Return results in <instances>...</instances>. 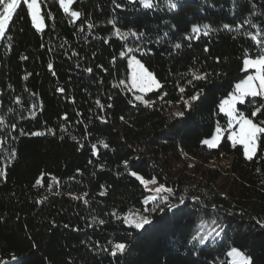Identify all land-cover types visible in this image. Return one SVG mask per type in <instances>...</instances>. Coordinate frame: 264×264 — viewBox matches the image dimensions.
Here are the masks:
<instances>
[{"label": "trees", "instance_id": "trees-1", "mask_svg": "<svg viewBox=\"0 0 264 264\" xmlns=\"http://www.w3.org/2000/svg\"><path fill=\"white\" fill-rule=\"evenodd\" d=\"M116 3L122 7L74 0L71 10L82 15L73 22L58 0H42L43 31L23 6L0 40V264H228L231 247L264 264V229L255 222L264 220V150L247 160L227 131L216 148L201 143L217 126L227 129L218 104L248 74L245 53L264 48L247 35L264 40V0H178L176 9L168 0H153L152 9ZM128 49L164 85L144 97L151 107L119 86L129 77L120 55ZM193 73L210 75L197 81ZM201 88V100L185 109L181 96ZM132 171L172 188L170 203L183 197L177 214L155 213L147 230L126 225L129 214L147 215L154 205L145 198L157 195ZM213 220L226 225L220 238L189 243L218 231ZM116 243L128 247L113 257Z\"/></svg>", "mask_w": 264, "mask_h": 264}, {"label": "snow or ice", "instance_id": "snow-or-ice-1", "mask_svg": "<svg viewBox=\"0 0 264 264\" xmlns=\"http://www.w3.org/2000/svg\"><path fill=\"white\" fill-rule=\"evenodd\" d=\"M60 7L63 11L71 16L73 22L79 19L82 15L80 11L71 10V6L74 4V0H58ZM129 4L137 3V0H127ZM139 4L144 9H152L155 7L153 0H138ZM41 3L42 0H0V38H3L6 34V30L9 28V22L13 20L14 16L17 15L18 9L26 6L28 14L31 16L33 25L39 31H43L45 26V16L41 14ZM116 8H121L120 3H116V0H113ZM168 7L171 9H176L178 7V0H168ZM50 15V14H49ZM109 23H113L109 21ZM89 28L93 25L89 24ZM205 29L204 34H208V25L203 26ZM225 29H229L230 25L224 24ZM117 34H120V29H116ZM192 32L199 33L200 28L193 26ZM132 36H137V33L132 31L130 32ZM125 36L127 34H124ZM144 33H139V36H143ZM167 35V33H165ZM247 35L251 38L252 41L256 42L258 45H264V40L260 39L261 33L257 32L255 34L248 32ZM191 39L192 37H186ZM175 48H180L179 43L174 45ZM138 50V49H137ZM208 49H205L207 51ZM132 49H128V52H121V56L128 57V68L130 69V75L127 80H120L119 86H123L125 90L133 93V98L135 101L143 104L146 107H151L154 103L153 101L147 100L144 97L154 90L163 89L164 85L156 75L148 70L147 67L141 62L140 59H137L135 55H131ZM27 59V57H24ZM49 69H52L53 65H48ZM89 73L93 71L92 68L86 69ZM241 71L248 73L237 83H235L233 90L228 93L226 98L221 99L218 104L219 111L225 113L228 117L227 129H221L219 126L216 128V135L212 136L210 139H204L201 141L203 145H206L208 148H216L221 139L222 131H227V139L232 142V145H242L243 146V155L249 160L253 161L254 158H258V151L264 150V119H259V117L264 116V48H261L258 55L255 57H249L245 53L243 59V67ZM55 75V72H53ZM210 74L197 75L193 73L192 79L197 81H206ZM189 84H192V80L188 81ZM179 87V86H178ZM63 92V89H60ZM181 94L185 93L186 89L184 87H179ZM168 94L166 92L162 93L159 96V99L163 100ZM204 95V89L201 88L199 91L195 92L187 99L181 96L183 101V106L185 109L190 110L196 106V102L201 100V97ZM99 103V102H97ZM133 107L136 105L132 100L129 101ZM170 103V102H169ZM248 104L251 106V110L246 115L244 111H241L238 108V105ZM33 108L37 107L35 104L32 105ZM178 117H183L184 112H178L175 114ZM65 119L67 117L65 116ZM123 119V117H121ZM2 122V121H0ZM106 122V121H105ZM15 129V125H12ZM51 132V130H49ZM22 135H32V136H41L44 135L43 132H32V133H23ZM104 147H108L107 144ZM93 152L95 154V145H93ZM15 156V152L11 154ZM125 166L128 165V161H124ZM259 171V169H257ZM5 175L3 169H0V176ZM130 175L135 177L146 190L154 191L157 195H151L145 198L146 203L154 205L151 208L144 209V214H129L124 218V223L130 228L135 230H147V227L153 225V220L151 216L155 213H165L171 212L173 215H176V209L180 208V205L184 203V198L179 199V204H172L169 202L170 196H175V192L172 188L166 187L164 184H159L158 187L154 189L149 188V185L157 184L156 178L145 179L144 176L139 175L136 171L130 172ZM36 184H41V180L37 179ZM161 193H167V196L159 195ZM103 194V193H102ZM87 195V194H85ZM194 200H199L198 197H193ZM85 203L88 201L85 200ZM163 205V206H161ZM213 205V209H215ZM231 215V213H229ZM256 224L260 228L264 229V220L257 219ZM100 223H104L100 221ZM213 224H216L219 230L215 228L212 231L208 232L205 235H201L197 232L195 235L191 236L189 243L195 242L198 245H206L210 240L216 241L221 237V234L225 232L226 225L218 224L216 220L212 221ZM213 233H215L213 235ZM131 234V233H130ZM226 234V233H225ZM125 243H116L112 246L110 255L116 257L118 254L125 253L127 249ZM107 251V249H105ZM229 257L228 264H254V259L250 254H246L238 247H231L226 253ZM13 260H16L17 257L13 256Z\"/></svg>", "mask_w": 264, "mask_h": 264}, {"label": "rangeland", "instance_id": "rangeland-1", "mask_svg": "<svg viewBox=\"0 0 264 264\" xmlns=\"http://www.w3.org/2000/svg\"><path fill=\"white\" fill-rule=\"evenodd\" d=\"M0 40H1V38H0ZM138 59V58H137ZM129 75H130V72H129ZM129 78V77H128ZM237 83V82H236ZM155 91V90H154ZM221 128V127H220ZM221 129H223V128H221ZM214 135H216V130H215V132H214V134H213V136ZM223 135H224V131H222V133H221V136L223 137ZM211 137H209V138H206V139H210ZM156 186L155 185H153V186H151V185H149V188H151V189H154ZM203 232H204V234H207L208 232L205 230H203ZM210 232V231H209ZM215 233H213V235H214ZM230 250V249H229ZM228 250V251H229Z\"/></svg>", "mask_w": 264, "mask_h": 264}]
</instances>
